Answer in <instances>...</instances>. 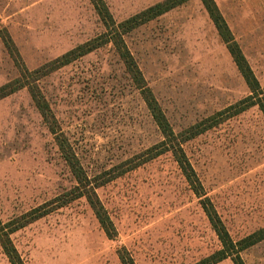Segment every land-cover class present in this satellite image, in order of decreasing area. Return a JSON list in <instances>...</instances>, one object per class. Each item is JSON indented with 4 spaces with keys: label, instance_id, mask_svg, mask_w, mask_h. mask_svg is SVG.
<instances>
[{
    "label": "rangeland",
    "instance_id": "374dc122",
    "mask_svg": "<svg viewBox=\"0 0 264 264\" xmlns=\"http://www.w3.org/2000/svg\"><path fill=\"white\" fill-rule=\"evenodd\" d=\"M162 0H102L118 24ZM264 88V0H215ZM106 30L90 0H0V87ZM19 56L14 62L2 38ZM203 190L196 197L169 154L122 173L124 162L162 141L111 44L41 78L59 131L92 182L115 230L108 239L84 198L10 239L24 264H197L221 249L200 202L207 198L234 242L264 229V118L257 107L215 116L250 95L200 0L123 37ZM33 75L23 83L31 85ZM76 185L26 89L0 101V222L62 197ZM45 210V209H44ZM264 264V240L241 252ZM0 264H9L0 249ZM218 264H232L230 259Z\"/></svg>",
    "mask_w": 264,
    "mask_h": 264
},
{
    "label": "trees",
    "instance_id": "16d2710c",
    "mask_svg": "<svg viewBox=\"0 0 264 264\" xmlns=\"http://www.w3.org/2000/svg\"><path fill=\"white\" fill-rule=\"evenodd\" d=\"M189 1L190 0H164L125 21L116 24L112 20L102 0H90L106 30L105 34L77 46L54 61L36 69L32 73L22 70L19 73L18 79L0 87V101L21 89L27 90L43 123L46 125L50 134L54 136L58 150L60 151V154L62 155V158L76 183L71 191L47 205L34 209L7 222L6 224H2L0 222V249L9 264H24L10 239V236L13 233L46 216L50 212L48 209L46 210L47 207H55V204H57V207H62L79 198H84L86 200L103 232L108 239L112 240L115 235V230L108 216L105 214V211L96 195V190L111 180L119 177L120 174L133 171L141 165L164 154H169L171 156L193 194L198 198L204 196V194H202L203 190L201 184L183 149V145L190 139L197 136L201 131H196L197 127H190L183 133H174L152 92L147 87L142 73L140 72L123 40L124 36L136 28ZM200 2L250 93V95L245 99L238 101L233 106H230L216 114L215 116L219 118V121L216 124L237 116L252 107H257L264 118V88L262 89L260 87L258 81L253 75L241 49L235 42L232 33L230 32L214 1L200 0ZM2 41L11 58L14 62H16L19 56L16 52H14L15 48L11 39L8 36H5V38H2ZM108 44L113 46L115 54L127 71L132 85L139 91L146 109L161 135L162 141L157 145L138 153L133 156L132 159L125 161L123 163L125 168L122 173H119V175L110 177L105 181H98L97 183L88 179L84 169L76 158L71 145L65 139L64 135L60 133L57 122L51 113L37 82L47 74L67 66ZM27 75L34 76L31 85H29V83H23V80H26ZM200 206L212 231L215 233L221 245V249L209 257L201 260L197 264H218L227 259H230L232 264H244L240 257L241 252L263 241L264 229H261L238 242H234L229 236L210 201L207 198H204L200 202ZM118 258L121 264H134L131 257L126 254L123 255L122 253H118Z\"/></svg>",
    "mask_w": 264,
    "mask_h": 264
},
{
    "label": "crops",
    "instance_id": "0c3cea01",
    "mask_svg": "<svg viewBox=\"0 0 264 264\" xmlns=\"http://www.w3.org/2000/svg\"><path fill=\"white\" fill-rule=\"evenodd\" d=\"M162 1H164V0H162ZM162 1H161V2H162ZM213 1H214V3L216 4L215 0H213ZM216 6H217V8H218V10H219L220 14L222 15V17H223L224 21L226 22V24H227V26H228V28H229V30H230V32H231V29H230V27H229V25H228V22H227V21H226V19L224 18L223 14L221 13V11H220V9H219V7H218V5H217V4H216Z\"/></svg>",
    "mask_w": 264,
    "mask_h": 264
}]
</instances>
